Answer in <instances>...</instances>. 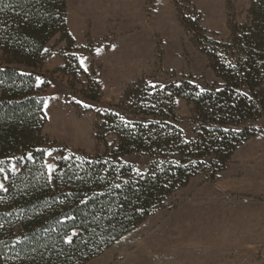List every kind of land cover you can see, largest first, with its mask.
<instances>
[{"label":"trees","instance_id":"16d2710c","mask_svg":"<svg viewBox=\"0 0 264 264\" xmlns=\"http://www.w3.org/2000/svg\"><path fill=\"white\" fill-rule=\"evenodd\" d=\"M66 20L67 0H0L3 264H85L100 256L193 178L210 173L216 180L235 151L257 134L254 125L264 121V0H252L245 22L229 23V42L203 34L197 41L221 84L201 91L189 81L165 87L136 81L117 105L132 121L111 110L98 114V138L114 136L113 150L62 152L49 174L42 149L43 89L33 71L56 35L72 43ZM75 65L85 74L77 60ZM72 69L66 62L62 71ZM94 95L84 93L100 102L99 92ZM179 99L193 107L192 140L177 127ZM132 155L149 159L146 172L121 161ZM16 157L20 169L12 172Z\"/></svg>","mask_w":264,"mask_h":264},{"label":"rangeland","instance_id":"374dc122","mask_svg":"<svg viewBox=\"0 0 264 264\" xmlns=\"http://www.w3.org/2000/svg\"><path fill=\"white\" fill-rule=\"evenodd\" d=\"M251 2L67 0L72 43L56 35L45 48V61L33 71L43 89L46 123L41 134L48 173L55 171L62 152L104 155L113 150L114 136L98 138V114L111 110L132 121L117 105L136 81L146 79L154 87L189 81L203 91L221 84L197 41L203 34L229 42V23H244ZM75 60L85 74L76 72ZM66 62L72 73L62 71ZM83 92H99L100 102ZM192 110L177 100V127L186 140L196 137ZM254 126L257 134L235 151L216 180L210 173L193 178L85 264H264V121ZM18 161L16 157L10 165L12 172L19 171ZM121 161L139 173L149 164L138 155Z\"/></svg>","mask_w":264,"mask_h":264},{"label":"snow or ice","instance_id":"6c2138e0","mask_svg":"<svg viewBox=\"0 0 264 264\" xmlns=\"http://www.w3.org/2000/svg\"><path fill=\"white\" fill-rule=\"evenodd\" d=\"M97 51H99V49ZM81 63H83V60L81 61ZM37 80H39V77H37ZM201 91H203V89H201ZM84 106L88 107V105H84ZM225 131H227V129H225ZM49 155H50V153H49ZM52 167H53L52 165H48V168L50 170L52 169ZM117 187H119V186H117ZM2 188H4V185L0 184V189H2ZM73 235H75V233H73ZM66 242L71 244L72 243V237L71 236L67 237Z\"/></svg>","mask_w":264,"mask_h":264}]
</instances>
